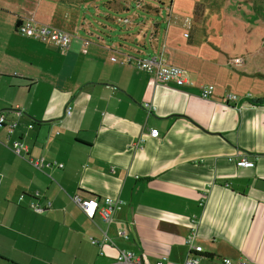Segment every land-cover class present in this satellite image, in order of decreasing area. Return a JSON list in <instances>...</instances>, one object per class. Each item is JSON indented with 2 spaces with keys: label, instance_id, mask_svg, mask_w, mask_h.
<instances>
[{
  "label": "crops",
  "instance_id": "1",
  "mask_svg": "<svg viewBox=\"0 0 264 264\" xmlns=\"http://www.w3.org/2000/svg\"><path fill=\"white\" fill-rule=\"evenodd\" d=\"M66 14L51 0H0V113L18 123L12 134L0 130V264H116L120 251L148 264H264V51L226 70L217 60L224 46L210 47L208 60L197 56L178 19L164 34L118 22L119 33L101 24L106 33L92 35ZM29 16L72 33L70 49L22 36L17 23ZM126 56L187 65L193 86L155 84L113 61ZM208 84L215 95L204 100L199 89ZM226 94L243 100L226 105ZM15 142L26 148L22 157ZM238 154L255 167L231 163ZM39 160L52 167L36 169ZM76 195L118 199L122 208L108 225L89 219L71 201ZM193 220L200 253L185 242ZM103 233L113 244L91 245Z\"/></svg>",
  "mask_w": 264,
  "mask_h": 264
},
{
  "label": "rangeland",
  "instance_id": "2",
  "mask_svg": "<svg viewBox=\"0 0 264 264\" xmlns=\"http://www.w3.org/2000/svg\"><path fill=\"white\" fill-rule=\"evenodd\" d=\"M51 1L57 7L58 13L63 15L67 13L68 21L79 19L80 24H84L87 30L94 35H97L94 30L106 33L101 24L107 27V31L115 29L113 33H119L120 24L118 22L125 23V21L127 26L135 22L144 23L148 32L153 29L154 25H158L159 33L164 34L167 26L180 20L185 23L187 27L185 30L189 36L192 35L195 39L198 49H195L194 54L197 56L202 55L207 59V57H212L209 55L212 52L210 47L216 48L217 43L224 46L226 56L217 54V60L224 64L226 70H239L238 65L229 63L230 59L239 57L245 59L244 57L250 55L255 48L257 51L260 50L257 54L264 51V0H217L215 6L211 5L215 0ZM206 1H210V4H206ZM186 18L190 20L187 21ZM176 26L182 28L180 25ZM90 32L79 33L88 38ZM187 40L179 39L180 42L188 44ZM135 55L139 54L135 53ZM181 64H177L178 67L188 68L187 65Z\"/></svg>",
  "mask_w": 264,
  "mask_h": 264
},
{
  "label": "built area",
  "instance_id": "3",
  "mask_svg": "<svg viewBox=\"0 0 264 264\" xmlns=\"http://www.w3.org/2000/svg\"><path fill=\"white\" fill-rule=\"evenodd\" d=\"M126 23V21H125ZM18 32L29 39H33L42 44H52L59 51L66 52L70 49L74 35L64 29L51 25L45 22H39L34 20L29 16L26 21L19 22L17 25ZM88 43H86L87 45ZM120 65H130L135 69L142 71L146 74H149L153 77L155 84H172L178 88H187L192 87L193 84L189 79V75L186 70L181 67L168 64L164 58L161 56L157 57H132L126 56L124 60L118 61L116 59L113 60ZM230 62L232 64L242 63L240 58L232 59ZM200 98L204 100H209L215 95V87L211 84L205 85L199 89ZM248 98V97H247ZM242 98L237 97L233 94H226L222 98V102L226 105H230L233 107H238ZM148 114L156 111V108L152 105H145ZM71 114V110L69 109L66 113L67 116ZM18 127V123L14 121H7L5 115L0 113V130L6 128L10 134H12L16 128ZM28 128H32V126H28ZM160 133L156 129H152L150 131L151 138H159ZM12 151L17 156H23V153L26 152V148L20 143L15 142L12 145ZM229 161L235 164L238 168L251 169L255 167V158H248L246 155L238 154L235 157L229 159ZM33 166L41 170L43 168L52 167V164L44 163L41 160L37 162H33ZM59 168H62V165H58ZM40 194L36 193L34 198H38ZM71 201L81 209V211L89 218L93 219L96 216H99L103 222L110 225L112 223L114 215L121 210L122 202L118 199L114 198H103L99 199L96 197L91 198H83L80 195H76L71 198ZM32 210L37 214H42L45 209L40 207L36 202L31 203ZM192 232L186 238V244L189 248L190 252L200 253L202 252V248L200 246H196L193 244L194 237L196 236V225L197 221L193 220L192 222ZM117 236L122 240H128V233L124 229H119L117 231ZM91 245L102 248L106 244H113L112 239L107 233H103L100 239L90 238ZM102 255V253H100ZM165 259L158 262L157 264H164ZM116 264H148L146 260H144L141 256H138L134 253L127 251H120L117 258L114 260ZM184 264H200L199 261L195 258L186 260ZM222 264H254L247 261H239L234 263L232 260L225 258L222 259Z\"/></svg>",
  "mask_w": 264,
  "mask_h": 264
},
{
  "label": "trees",
  "instance_id": "4",
  "mask_svg": "<svg viewBox=\"0 0 264 264\" xmlns=\"http://www.w3.org/2000/svg\"><path fill=\"white\" fill-rule=\"evenodd\" d=\"M210 1H211V0H210ZM210 1H209V2H210ZM209 2L206 1L205 3H206V4H210ZM216 2H217V0H215L211 5L215 6V3H216ZM159 4H160V3H159ZM160 5H161V4H160ZM206 8H207V7H206ZM206 8H205V9H206ZM193 17H194V15H193ZM194 19H195V18H194ZM17 25H19V22L17 23ZM155 27H158V25H155ZM167 28H168V26H167ZM257 103H259V102H256V101H255V104H253V105H258ZM262 103H264V101H263Z\"/></svg>",
  "mask_w": 264,
  "mask_h": 264
}]
</instances>
